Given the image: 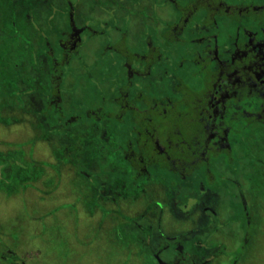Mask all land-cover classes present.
Here are the masks:
<instances>
[{
  "label": "rangeland",
  "instance_id": "rangeland-1",
  "mask_svg": "<svg viewBox=\"0 0 264 264\" xmlns=\"http://www.w3.org/2000/svg\"><path fill=\"white\" fill-rule=\"evenodd\" d=\"M38 1L44 5V0H0V261L5 257L1 254L11 252L13 256L5 257L7 260H16V255L26 256L35 264H150L154 259L142 236L156 228L162 234L153 250L164 262H174L175 253L182 251L177 255L180 260L186 257V261H191L190 247L202 244L218 250L212 256L213 264H264V156L250 154L252 147L259 148L260 142H264V137H253L256 141L248 142L245 139L249 137L243 140L229 137L230 145L238 144V152L244 158L237 159L233 165L229 156L212 155L207 169L212 176H221L212 177L210 183L221 190L202 182L204 189L212 188L219 193V202L210 197L201 198L195 190L196 181L193 194L186 193V187L181 185L175 188L177 202L182 204L183 198L188 200L184 201L185 206L182 204V213L173 216L167 195L152 185L155 181L148 180L149 176L160 177L162 173L150 167L148 178L134 180L132 167L119 158L123 137H114L115 152L112 147L110 150L109 142L102 144L94 136L87 137L85 145L77 143L71 149L63 141L66 122L61 117L58 120L59 106L66 110L70 107L71 111L74 99L87 111L107 108L114 86L128 88V83H132L129 93L148 91L145 85L140 86L139 80L130 79L129 73L117 70V63H111L107 56L102 59L104 56L98 52L99 46L107 45L109 38H113V29L118 26L115 19L121 16L108 15L102 21L98 10L97 20L89 21L87 30L81 34L82 41H88V55L98 65L89 73L80 63L69 60L62 73L54 70L56 61L52 60L50 51L58 50L59 44L64 45L69 35L67 30L70 32L69 22L80 25L77 20L81 14L75 15L73 9L79 0H59L56 7L49 6L48 16L57 14L66 19L63 32L54 30L49 18L42 20L32 13ZM50 1L55 4V0ZM189 1L174 0L183 7L193 8L181 17L170 4L171 0H150V7L143 10L142 7L133 9L128 0H97L96 4L99 9L125 6L130 10V15L125 14L127 18L137 14L146 28L137 23L127 29V41L137 52L145 33L156 37V28H162L166 21L175 20L180 24L190 17L196 22L203 12L195 13L196 1ZM82 3L85 8L94 4L93 0H80L82 7ZM205 26L209 28L212 23L207 19ZM223 34L222 30L221 38ZM38 54L50 61L49 73L28 69L27 62L37 65ZM84 67L88 69L86 64ZM36 71L41 73L40 77ZM39 80L41 83H35ZM155 87L154 84L152 89ZM54 90L56 96L52 95ZM32 91L45 98L39 111V116L47 114L43 120L33 115L31 104L25 100L26 94ZM101 113L100 118L108 120L106 112ZM165 118L164 124L169 125L171 121ZM152 119L155 122L157 116L153 115ZM84 122L91 120L87 118ZM72 137L73 142L78 138ZM231 156L237 158L236 154ZM101 158L100 172L96 174L85 165L88 160ZM110 168L120 169L114 174L117 182L124 183L123 187L116 188L109 179ZM99 176L104 179L101 186ZM203 206L208 209L204 214L210 215V219L203 218L201 223L198 218ZM225 223L230 224L229 230L226 228L210 238L220 227L218 224ZM186 233L191 235L188 241L183 240ZM29 261L25 262L30 264Z\"/></svg>",
  "mask_w": 264,
  "mask_h": 264
},
{
  "label": "flooded vegetation",
  "instance_id": "flooded-vegetation-1",
  "mask_svg": "<svg viewBox=\"0 0 264 264\" xmlns=\"http://www.w3.org/2000/svg\"><path fill=\"white\" fill-rule=\"evenodd\" d=\"M58 1L55 0L53 5L50 0H44L43 6L38 1V5H33L32 13L42 20L49 18L54 30L63 32L66 19L57 14L54 17L47 15L49 6L56 7ZM96 1L93 0L94 4L85 8L83 3V7L79 5V0L77 8H73L75 15L81 14V19L77 20L80 25L74 26L69 22L67 29L70 26V32L67 30L69 35L64 40V45L59 44L58 50L50 51L52 60L56 61L54 70L62 72L69 60L80 63L83 70L89 73L98 65V61L88 55L90 47L88 41H82L81 34L87 30L89 21L97 20L99 10L101 19H104L102 21H106L108 15L121 16L114 18L118 21V26L113 29V38H109L107 45L98 47L99 54L104 56L102 59L107 56L111 63H117V70H121L123 74L129 73L130 79L139 80L140 86L145 85L148 91L134 90L129 93L132 83H128V88L127 85L118 88L114 86V94L110 97L107 108H91L93 111H87L74 99L71 111L70 107L66 110L59 106L58 120L61 117L66 122L64 143L68 148L77 143L82 146L87 137L94 136L102 144L109 142L110 150L112 147L115 152L117 141L114 137H123L122 145L120 144L123 151L118 152L119 158L132 167L134 180L142 176L148 178L150 167H155L162 173L160 177L149 176L148 180L155 181L152 185L159 188L161 194L167 195L173 216L182 213L184 201L188 200L183 198V205L177 202L175 188H181V185L186 187V193L193 194L194 184L197 182L195 190L201 194V198L210 197L219 202V193L212 188L204 189L202 185V182H207L213 187L215 184L210 183L213 181L212 177L221 176H212L207 169L212 155L229 156L234 165L237 159L242 160L244 157L243 153L238 152V144L230 145L229 137L236 140L249 137L245 139L246 142L252 139L256 141L253 137H264V127L260 126H264V0H195V13L203 12L196 22L190 17L180 24L175 20L166 21L167 23L164 21L162 28H156V37L150 32L145 33L143 39H140V50L137 52L131 49L127 41V29L131 24L137 26L138 23L142 29L146 28L139 22L137 14L127 18L125 14L130 15L129 8H119L116 5L106 8L101 6L99 9ZM149 1L128 0V3L132 4L133 9L139 10L142 7L143 10L150 7ZM191 2L192 0L189 1ZM238 2L240 3L237 4ZM170 4L175 6L180 17L184 12L193 10L191 5L183 7L174 3V0ZM44 13L46 15L43 17ZM207 19L212 23L209 28L205 26ZM222 30L223 38L220 37ZM114 37L117 39L114 40ZM36 60L37 65L27 62L28 69L35 68L41 73H49L48 58L38 54ZM85 64L88 69H85ZM154 84L156 87L152 89ZM26 95L25 100L31 104L33 115L43 120V116L47 114L39 116V111L45 98L35 91ZM52 95L56 96L57 91L54 90ZM102 110L106 112L104 116L108 120L100 118ZM153 115L157 116L155 122ZM165 117L171 121L169 125L164 124ZM87 118H90V123L84 122ZM258 127H262V130ZM72 136H78L75 142ZM251 150V156L258 154L263 158L264 142H260L259 148L252 147ZM231 154H236L237 158ZM57 156L61 159V155ZM100 161L102 158L97 161L88 160L85 165L96 174ZM232 170L233 166L230 172ZM115 172H120V169L110 168L109 179L111 178L116 188H121L124 183L117 182ZM100 177L98 179L101 186L104 179ZM232 185L236 186L235 183ZM214 188L221 190L217 185ZM251 189L254 193L257 192L256 188ZM98 194L100 195L99 192ZM204 210L208 209L205 206L200 208L198 219L209 221L210 215L204 214ZM218 225L220 227L213 231L210 238H215L219 231L224 232L226 228L229 230V223ZM205 226L208 228L209 222ZM151 232L142 236L154 259L150 264H213L212 256L218 252L216 248L197 244L190 247L192 251H188L192 253L191 261H186V257L180 260L177 255L184 253L182 251L175 253L174 259L177 261L164 262L158 252L153 250L160 243L162 232L156 228ZM188 234H185L183 240L191 239ZM1 256L10 258L13 253L7 252ZM5 257L0 264H28L25 261H29L26 256L16 255V260L13 261ZM29 262L35 264L33 261Z\"/></svg>",
  "mask_w": 264,
  "mask_h": 264
}]
</instances>
